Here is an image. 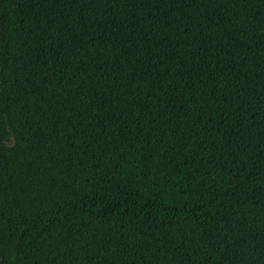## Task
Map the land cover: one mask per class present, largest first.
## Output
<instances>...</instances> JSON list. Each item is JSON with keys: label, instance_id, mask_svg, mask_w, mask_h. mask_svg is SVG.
Wrapping results in <instances>:
<instances>
[{"label": "trees", "instance_id": "16d2710c", "mask_svg": "<svg viewBox=\"0 0 264 264\" xmlns=\"http://www.w3.org/2000/svg\"><path fill=\"white\" fill-rule=\"evenodd\" d=\"M0 264H264V0H0Z\"/></svg>", "mask_w": 264, "mask_h": 264}]
</instances>
